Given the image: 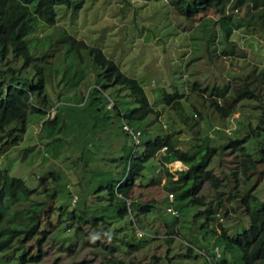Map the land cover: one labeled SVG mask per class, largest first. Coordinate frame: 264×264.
I'll return each mask as SVG.
<instances>
[{"label": "trees", "instance_id": "1", "mask_svg": "<svg viewBox=\"0 0 264 264\" xmlns=\"http://www.w3.org/2000/svg\"><path fill=\"white\" fill-rule=\"evenodd\" d=\"M168 1L179 14L190 18L210 8L218 14L216 20L210 21L211 25L204 20V24L199 26L202 34L206 35L207 45H210V48L212 46L209 51L212 53L219 54L220 50V54H230L226 42L238 28L246 31L255 27L264 28V0ZM81 5L82 0H0V142L5 136L11 139V147L21 143L29 123L35 119H43L52 106L56 108L54 116L44 120L41 126L57 125L64 115H67L63 114L68 106L64 101L83 102L88 100L93 91L101 93L100 98L105 101L100 110H115L124 124L127 122L130 130L132 129L128 122H136V130H132L134 137L135 131H139L141 136L142 130H149L147 119L149 120L150 116L160 115L141 83L135 77L124 73L113 60L105 57L99 47L90 46L75 38L64 28L40 35L36 32L39 26L54 27L61 10L77 11ZM242 6L247 10L240 17L234 10ZM219 41L223 43L220 49ZM55 57L56 62L53 61ZM89 70L93 71L95 76L92 82L85 84L89 88L85 98L80 84ZM251 71L242 84L233 89L232 94L229 93L227 84L207 85L202 88L200 83L193 82L192 88L198 91V96L208 102L214 113L226 118L236 111L241 101H264V90L261 91L264 85V67H255ZM249 75L253 78L249 79ZM113 93L118 97L116 100ZM182 98L183 94L178 91L162 93L164 106L175 112L177 121L168 123V128H164L156 119L153 121L155 128L152 136L146 139L142 152L138 148L139 142L135 143L134 154L130 149L124 163V172L120 174L117 185L112 182L108 184L107 201L102 193L105 187L103 184L92 190L96 207L86 201L84 190L78 194L76 205L62 203L51 207V201L57 195L55 188L39 192L23 178L10 174L6 168H0V252L21 251L18 257L20 264L40 261L41 242L48 233V229L41 224V218L50 205L48 210L55 211L62 221L68 219L79 225L75 233H78L82 224L96 226L98 229L103 225V229L109 231L106 241H85V244L103 250L106 259L100 264H134L131 259L127 261L120 258L118 253L139 251L153 240L146 223L147 219L155 216L157 205L133 200L131 191L136 181L141 182L140 179L144 178L143 172L154 165L165 173L164 188L172 194V201L181 200L184 202L183 207L190 210L206 205V198L201 194L204 184H208L210 189L215 191L216 205L192 215L204 218L201 226H205L206 232L217 242L211 254L212 258L208 256L210 264H264V199L253 191H248L239 195L229 194L228 203H225L224 195L227 191L224 180L210 167L213 158L229 148L236 151L239 157L238 169L243 178L249 177V173L256 169L257 163L264 162V105L260 106V114L255 119L249 116L239 118V136L236 138L230 137L229 132L227 139H223L220 134L224 132L216 129H211L214 133H203L202 125L190 139L188 146L182 147L178 133L179 124L187 126L186 121L190 116L185 112L187 107L183 105ZM122 101L126 103L125 107ZM60 107H63V111ZM256 108L251 109L256 111ZM196 114H199L196 124L206 122L195 109ZM143 121L145 124H142ZM96 122L102 123L104 127L109 124L102 116L98 117ZM122 129L127 134L131 132L124 129L123 125ZM46 137L48 140H55L49 135ZM163 147L164 150L161 151ZM23 148L25 155L34 147ZM118 156L121 157L122 154ZM173 161L181 162L185 169L170 172L165 164ZM166 198L169 199L167 196ZM104 201L109 208L114 206V211L105 209ZM233 203L240 210L242 217L231 233L221 221L218 222L220 230H216L211 222L216 218L217 210H222L223 215L227 217L234 211ZM176 210L178 214L174 216L177 219L181 213L180 209ZM61 220L55 224L56 227L60 223L63 224ZM136 230L144 234L137 235ZM34 238H37L38 249L36 253L31 254V247H26V242ZM168 241L175 242L173 254H179L176 252L178 247L181 256H193L189 242L177 236ZM167 258L170 262L172 257Z\"/></svg>", "mask_w": 264, "mask_h": 264}, {"label": "rangeland", "instance_id": "2", "mask_svg": "<svg viewBox=\"0 0 264 264\" xmlns=\"http://www.w3.org/2000/svg\"><path fill=\"white\" fill-rule=\"evenodd\" d=\"M246 10L247 8L242 6L234 12L242 17ZM218 17L211 8L191 18L181 15L168 0H82V5L77 11L61 10L54 27L39 26L36 32L40 35L64 28L75 38L90 46L99 47L105 57L113 60L124 73L135 77L141 83L160 115L150 116L149 120L147 119L149 130H142L141 136L134 137L131 132L127 134L122 129L124 121L115 110H100L105 101L100 98L101 93L93 91L88 100L85 99V104V100L64 101L68 106L63 114L68 116L64 115L57 125L41 126L44 120L54 116L55 106H52L40 121L32 120L23 135V141L14 147L10 146L11 139L3 136L0 142V168H6L10 174L23 178L39 192L55 188L57 195L52 199L51 207L62 203L76 205L78 194L83 190L86 201L96 207L92 190L103 184L105 187L101 192L107 201L108 184L112 182L117 185L120 174L124 172L129 150L134 154L137 139L139 151L142 152L146 139L152 136L155 128L153 121H159L164 128H168V123L177 121L175 112L162 102L164 91L182 93V103L187 107L185 112L190 115L186 121L187 126L179 124L178 133L182 147L188 146L190 139L202 125L204 129L202 127L201 131L206 134L212 133L211 129H216L224 132H220L223 139H227L229 132L230 137L239 136V118L249 116L255 119L260 114V106L264 105V101H241L234 113L221 118L213 112L204 98L198 96V91L193 90L192 83L198 82L202 88L207 85L227 84L229 93L232 94L233 89L242 84L252 69L264 67V28L255 27L247 31L238 28L226 42L230 54H220V50L219 54L212 53L209 52L212 46L210 48V45H207L206 35L202 34L199 26L204 24V20L211 25L210 21ZM222 45L219 41V49ZM56 59L53 58V61L56 62ZM94 76L95 73L89 70L81 81L80 89L85 92V98L89 92L85 84ZM252 78V75H249V79ZM113 96L115 100L118 98L116 94ZM122 103L125 107L126 103ZM251 108H256V111ZM195 109L206 120L205 123L196 124L199 114L195 115ZM60 110L63 111V107H60ZM100 116L109 123L105 127L96 122ZM252 121L254 125V120ZM128 124L132 130H136V122ZM142 124H145V121ZM90 127L92 129H89ZM46 135L55 140H48ZM25 146L34 148L24 155ZM160 152L157 154L160 155ZM120 154L121 157L118 156ZM238 158L236 151L229 148L214 157L210 165L211 170L224 180L227 191L224 202L228 203L229 194L239 195L248 191H253L264 199V162L257 163L256 169L249 173V177L243 178L238 169ZM165 166L170 172L185 169L179 161L166 163ZM143 173L145 176L140 179L141 182L136 181L131 197L133 200L157 205L155 216L147 219L146 223L153 240L139 251L118 253L119 257L127 261L131 259L134 264H210L208 256L212 258L211 254L217 242L206 232L205 226H201L204 218L192 215L216 205L215 191L211 190L208 184H204L201 194L206 198V205L190 210L183 207V201L174 199L170 202L166 198L169 197V191L164 188L166 175L158 166L155 168L152 165ZM106 201L103 202L105 209L114 211V206L109 208ZM168 206L180 209L181 214L177 219L166 211ZM48 207L41 218V224L48 229L41 242L42 258L38 262L28 264H100L105 261L102 249L85 244L87 240H107L109 231L103 229V225L98 229L96 226L82 224L78 233H75L78 224L68 219L62 221L58 214L48 210ZM232 207L234 211L227 217L223 215L222 210H217L218 214L211 222L216 230H220L218 222L221 221L231 233L242 217L234 203ZM60 220L63 224L60 223L56 227L55 224ZM136 234L144 233L136 230ZM175 236L189 242L193 249L192 257L181 256L178 247L176 252L179 254H173L175 242L168 239ZM36 239L26 242V247H31V254L36 253L38 249ZM20 254L21 251L0 252V264H20ZM167 257H172L170 262Z\"/></svg>", "mask_w": 264, "mask_h": 264}, {"label": "built area", "instance_id": "3", "mask_svg": "<svg viewBox=\"0 0 264 264\" xmlns=\"http://www.w3.org/2000/svg\"><path fill=\"white\" fill-rule=\"evenodd\" d=\"M110 104H112V103H110ZM124 128H125L126 130H129V127H128L126 124L124 125ZM136 134L138 135L139 132H137ZM169 200H170V201L173 200V196H172V194H169ZM166 211H167V212H170L171 214H173V215H175V216L178 214V211H177L175 208H173L172 206H168V207L166 208Z\"/></svg>", "mask_w": 264, "mask_h": 264}, {"label": "clouds", "instance_id": "4", "mask_svg": "<svg viewBox=\"0 0 264 264\" xmlns=\"http://www.w3.org/2000/svg\"><path fill=\"white\" fill-rule=\"evenodd\" d=\"M126 124V123H125ZM125 124H123V128H124V125ZM127 125V124H126ZM128 126V125H127ZM129 127V126H128ZM125 129V128H124ZM129 131H131V133H134L132 130H130V128H129ZM137 132H139V131H135V133H137ZM140 133V132H139ZM139 135V134H138ZM135 137H137V134H135ZM139 142V139H137V143ZM161 150H164V147L161 149ZM170 194V193H169ZM169 198V197H168Z\"/></svg>", "mask_w": 264, "mask_h": 264}]
</instances>
